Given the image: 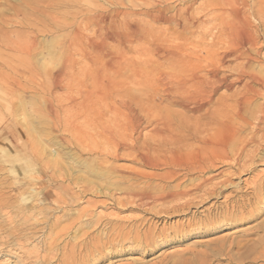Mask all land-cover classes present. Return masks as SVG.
<instances>
[{"label": "rangeland", "instance_id": "1", "mask_svg": "<svg viewBox=\"0 0 264 264\" xmlns=\"http://www.w3.org/2000/svg\"><path fill=\"white\" fill-rule=\"evenodd\" d=\"M227 1L0 0V28L27 49L22 65L13 58L25 74L22 86H12L9 97L8 85H0V264H192L187 248L215 253L216 264H224L231 243H237L236 264H264L261 202L213 235L175 243L197 211L224 199L177 214L133 199L136 189L155 194L191 183L152 176L163 173L171 150L184 153L182 143L164 147L171 139H160L153 130L161 122L171 125L177 142L187 113L179 98H167L153 85L150 72L160 67L158 49L181 56L205 36L199 25L214 30ZM232 1L244 21L257 27L260 47L246 52L259 53L264 62V21L251 10L260 0ZM10 52L0 45V57ZM242 62L227 58L219 67L230 84L217 90L216 100H228L245 83L236 84L237 73L231 71ZM251 67L259 71L258 64ZM121 98L132 99L141 126L117 107ZM262 100L255 97L253 109ZM250 130L241 137H249ZM259 146L260 156L264 144Z\"/></svg>", "mask_w": 264, "mask_h": 264}, {"label": "bare ground", "instance_id": "2", "mask_svg": "<svg viewBox=\"0 0 264 264\" xmlns=\"http://www.w3.org/2000/svg\"><path fill=\"white\" fill-rule=\"evenodd\" d=\"M234 3L232 0H228L226 2L227 6L223 7L219 12L220 18L225 13L228 14V16L226 15L228 18L224 20L223 17L222 19L218 18L217 21H220V23L215 25L216 27L214 26V30H212L215 32H212L209 28H205L206 26L204 25V27L199 25L201 34L204 33L207 37H213H210L211 41H205L207 37L204 36L205 38L203 37V39L191 44L189 49L181 56L170 51L167 53L164 50L158 49L156 52L157 56L162 60L158 64L160 67L157 66L155 72H150V75H153L151 79L153 85L160 87L162 94L167 96V98L174 96L179 98L180 105L187 113L182 128L183 137L179 141L173 142V127L171 125L162 124L159 121L161 122V126L159 125L153 130L157 135L162 137L160 139H164L165 137L171 139L170 144L168 143L164 147L170 146L172 149H176L179 148V143H182L184 153L179 154L171 150L170 155L164 162L163 173L154 174L153 172L152 176L157 179H163L164 182L168 183H180V181L182 182V180L190 178L191 183L184 187L181 186L183 184H177L169 189L163 188L162 191L155 192V194L152 193V189V194L146 191L143 192V190L137 192L136 189L135 193H133V199H137L138 203L140 202V204L146 206L150 202H153L156 204V208L160 207L165 214L188 213L192 208L202 209L213 200L224 199L218 206L215 203L214 206L207 209L204 208L203 211H197L192 218L193 220L189 219L190 221L187 224L188 230H184L180 234L182 239L175 241V243L196 236L213 235L230 226L233 219L238 215L244 214L248 207L258 205L260 202L264 206V153L259 156V149H257L260 147L259 145L263 146L264 144V134L260 133L264 131V102L253 109L255 97H262L264 100V62L260 60L259 53L255 52L253 55L246 52L248 49L255 51L260 47V40L256 36L257 27L248 23L246 19L244 21V17L242 18L241 16L242 13L233 8L235 7L233 6ZM226 8L227 11L225 10ZM251 10L257 21L258 19L264 21V0H260V5L255 3ZM0 45L6 48V50L11 51L6 57H0V85L3 87H7L8 85L6 92L11 97L12 86L16 84L22 86V81L20 80L25 75L24 72H18V69L13 66V58L17 57L22 65L25 61L27 49L24 41L10 40L9 33L4 28L3 30L0 28ZM149 50L152 51L153 49ZM227 58H234L240 62L244 61L233 67L231 71L237 73L235 83L242 80H245V83L241 87L239 86V89H236L237 91L228 100H216L214 97L217 95V90L222 85L230 84L227 76H220L219 74V69H221L219 67H223L224 61ZM252 63L258 64V72H256L255 68L251 67ZM120 101L119 103L121 104L117 105V107L123 109L128 116L134 119L135 124L141 126L142 120L132 105V99H122ZM209 104H212V106L207 108ZM136 108L138 110V107ZM248 112H250V116H247ZM161 120L165 122L164 119ZM130 122L132 123V121ZM248 129H251L250 136L241 137L243 131ZM237 144L241 145V147L238 148ZM257 166H261L262 168H257ZM223 167H227L228 170L220 172V169ZM156 168L158 169L159 167H152V169ZM248 174L251 175V179L250 177L246 179L238 178V183L233 182V180H238L237 176H247ZM150 175L148 174L147 176ZM252 217L255 216H250L249 219ZM195 219L201 221L195 222ZM224 241H226L225 238L218 241L217 244L220 245ZM236 244L231 243L229 249L225 251L224 264H236L237 256L234 253ZM185 251H188L192 255L193 258L190 261H194V263L198 259L201 260L200 264H216L217 262V254L213 252V255H210L206 251H198L194 248H187ZM244 258L241 259L243 262L247 257ZM70 262L72 263V261ZM185 262L187 264L186 260ZM77 264L80 263L78 262Z\"/></svg>", "mask_w": 264, "mask_h": 264}]
</instances>
